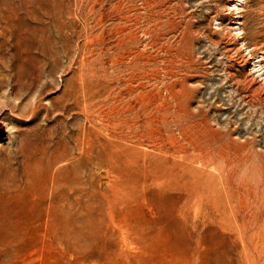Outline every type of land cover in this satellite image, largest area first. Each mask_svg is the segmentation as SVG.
Masks as SVG:
<instances>
[{
    "label": "rangeland",
    "instance_id": "rangeland-1",
    "mask_svg": "<svg viewBox=\"0 0 264 264\" xmlns=\"http://www.w3.org/2000/svg\"><path fill=\"white\" fill-rule=\"evenodd\" d=\"M0 264H264V0H0Z\"/></svg>",
    "mask_w": 264,
    "mask_h": 264
},
{
    "label": "bare ground",
    "instance_id": "bare-ground-1",
    "mask_svg": "<svg viewBox=\"0 0 264 264\" xmlns=\"http://www.w3.org/2000/svg\"><path fill=\"white\" fill-rule=\"evenodd\" d=\"M231 9L234 10V11H236V12L240 10L238 4H235ZM231 9H230V10H231ZM238 13H239V12H238ZM237 30H238V29H237ZM237 30H236V28L233 29L234 32L237 31ZM235 33H236V32H235ZM238 34H240V32H237L236 35H238ZM261 69H263V67H261Z\"/></svg>",
    "mask_w": 264,
    "mask_h": 264
}]
</instances>
